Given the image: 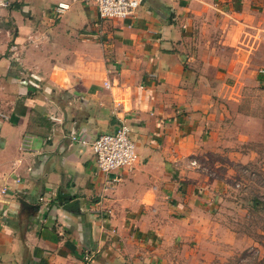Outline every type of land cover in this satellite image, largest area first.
<instances>
[{"label":"crops","instance_id":"0c3cea01","mask_svg":"<svg viewBox=\"0 0 264 264\" xmlns=\"http://www.w3.org/2000/svg\"><path fill=\"white\" fill-rule=\"evenodd\" d=\"M12 1L0 0L16 29L0 264H209L223 244L242 247L218 191L248 160L225 145L247 117V82H264V0H142L125 19L83 0L59 15L57 0ZM122 120L137 158L102 172L69 134L90 142Z\"/></svg>","mask_w":264,"mask_h":264},{"label":"rangeland","instance_id":"374dc122","mask_svg":"<svg viewBox=\"0 0 264 264\" xmlns=\"http://www.w3.org/2000/svg\"><path fill=\"white\" fill-rule=\"evenodd\" d=\"M10 1L6 7L14 4V1ZM15 30V24L10 19L9 13L6 11L0 13V106L2 107L6 99L5 84L10 81V75L7 74L10 72L5 73L7 69L4 66L7 60L5 58L10 60L11 57L8 56L15 51L12 46ZM10 68L11 72L21 75L14 64H11ZM247 85L250 87L244 102L247 117L241 124L232 126L233 141L226 143L225 148L246 155L248 160L232 163V173L229 172L227 175V185L218 191L224 230L231 228L235 231L242 247L240 242L232 243L231 247H227L229 243L223 244L213 255H210L209 264H264V82L260 84L258 81L250 80ZM237 131H241V137H237L235 133ZM216 159L226 165L229 161L222 155Z\"/></svg>","mask_w":264,"mask_h":264},{"label":"built area","instance_id":"2783aa9c","mask_svg":"<svg viewBox=\"0 0 264 264\" xmlns=\"http://www.w3.org/2000/svg\"><path fill=\"white\" fill-rule=\"evenodd\" d=\"M96 7L100 19H125L135 15L142 0H83ZM69 7V0H57L54 13L61 14ZM264 71V68L261 69ZM106 88L112 86V80L104 79ZM71 141L82 144L90 143L95 157V164L102 172H109L122 166H130L137 158L136 145L130 136V129L123 120L113 131H104L88 142L80 133L71 132ZM195 163V161H191ZM16 180H19L17 177ZM4 191V189H3Z\"/></svg>","mask_w":264,"mask_h":264}]
</instances>
